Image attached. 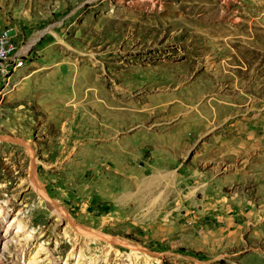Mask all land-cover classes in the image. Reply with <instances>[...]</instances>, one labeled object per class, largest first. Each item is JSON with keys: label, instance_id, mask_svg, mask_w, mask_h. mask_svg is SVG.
<instances>
[{"label": "rangeland", "instance_id": "1", "mask_svg": "<svg viewBox=\"0 0 264 264\" xmlns=\"http://www.w3.org/2000/svg\"><path fill=\"white\" fill-rule=\"evenodd\" d=\"M3 27L37 42L0 78V264H264V0H0ZM160 154L182 190H139Z\"/></svg>", "mask_w": 264, "mask_h": 264}, {"label": "crops", "instance_id": "2", "mask_svg": "<svg viewBox=\"0 0 264 264\" xmlns=\"http://www.w3.org/2000/svg\"><path fill=\"white\" fill-rule=\"evenodd\" d=\"M24 68L26 65L20 68L21 75L25 72ZM152 150V148H149ZM161 155V154H160ZM168 158L165 156H154L148 165H144L142 163L139 164V168H133L129 170V172L136 173L139 178V190H182L181 179L184 178V170L183 165L179 166V164L172 166L167 161ZM167 178H172L173 182L169 184L168 187H165L164 181ZM178 184L177 188L173 187ZM113 185H111L112 187ZM161 186V187H160ZM135 189V188H134Z\"/></svg>", "mask_w": 264, "mask_h": 264}, {"label": "built area", "instance_id": "3", "mask_svg": "<svg viewBox=\"0 0 264 264\" xmlns=\"http://www.w3.org/2000/svg\"><path fill=\"white\" fill-rule=\"evenodd\" d=\"M36 40L19 39L8 27L0 29V78H9L3 76L2 66L25 60V52L33 50Z\"/></svg>", "mask_w": 264, "mask_h": 264}, {"label": "bare ground", "instance_id": "4", "mask_svg": "<svg viewBox=\"0 0 264 264\" xmlns=\"http://www.w3.org/2000/svg\"><path fill=\"white\" fill-rule=\"evenodd\" d=\"M27 52V51H26ZM21 65V63H20V61L19 62H13V63H11V64H8V65H3L2 66V71H5L6 69H8V68H10V67H12V68H15V67H17V66H20ZM33 177L35 178V175L33 174ZM35 183L37 184V181H36V178H35ZM34 185V184H33ZM40 187V186H39ZM41 189V188H40ZM37 190V189H36ZM39 190V189H38ZM42 193V192H41ZM40 193V194H41ZM51 209L53 210V211H55L56 213H57V215H61V213H60V210H59V208L56 206V205H51ZM59 217V216H58ZM63 217V216H62ZM6 220H8L7 219V216H6V213H5V211H4V206L2 205V204H0V221H6ZM69 222V221H68ZM70 223V222H69ZM72 223V222H71ZM18 225L20 226L21 225V223H18ZM3 230V229H2ZM22 255L23 254H21V257H22ZM35 262V261H34ZM36 263V262H35Z\"/></svg>", "mask_w": 264, "mask_h": 264}]
</instances>
